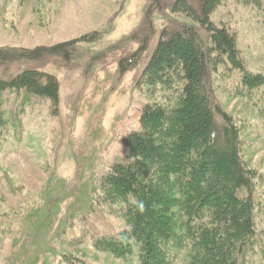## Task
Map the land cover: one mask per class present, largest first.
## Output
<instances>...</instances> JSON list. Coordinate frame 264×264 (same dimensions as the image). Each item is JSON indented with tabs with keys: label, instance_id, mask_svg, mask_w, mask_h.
I'll use <instances>...</instances> for the list:
<instances>
[{
	"label": "rangeland",
	"instance_id": "obj_1",
	"mask_svg": "<svg viewBox=\"0 0 264 264\" xmlns=\"http://www.w3.org/2000/svg\"><path fill=\"white\" fill-rule=\"evenodd\" d=\"M175 1L0 0V49L51 47L99 32L73 52L0 66L3 78L6 70L54 74L60 98L54 112L49 98L0 91V264H138L137 244L126 258L94 246L129 230L125 203L108 199L101 180L113 164L133 161L125 138L141 129L145 105L174 106L180 97V85L143 81L163 31L195 24L172 11ZM210 17L235 35L245 70L264 74V0H222ZM215 57L214 106L238 127L242 159L256 175V234L242 263L264 264V93L244 86L226 55ZM172 264H190L187 249H175Z\"/></svg>",
	"mask_w": 264,
	"mask_h": 264
},
{
	"label": "trees",
	"instance_id": "obj_2",
	"mask_svg": "<svg viewBox=\"0 0 264 264\" xmlns=\"http://www.w3.org/2000/svg\"><path fill=\"white\" fill-rule=\"evenodd\" d=\"M194 1L198 11L189 0L174 2L172 11L195 24L180 23L163 31L143 72V81L150 85H180L177 103L145 105L141 129L125 138L133 161L113 164L101 180L108 199L125 203L129 230L100 237L94 246L126 258L137 244L138 264H172L175 249L181 248L190 254V264H244L256 234V175L242 159L238 127L228 113L214 106L209 83L212 53L219 60L226 55L232 67L241 70V82L250 90L262 87L264 93V74L245 70L235 35L211 20L222 0ZM198 27L208 33L209 47ZM98 35L94 32L51 47L1 48L0 66L8 67L19 58L35 61L68 53L75 43ZM182 38L185 42L179 44ZM131 61H121L122 72ZM7 71L6 78L0 76V91L25 89L49 98L58 111L59 81L54 74L38 69L15 75Z\"/></svg>",
	"mask_w": 264,
	"mask_h": 264
},
{
	"label": "clouds",
	"instance_id": "obj_3",
	"mask_svg": "<svg viewBox=\"0 0 264 264\" xmlns=\"http://www.w3.org/2000/svg\"><path fill=\"white\" fill-rule=\"evenodd\" d=\"M139 207L141 208V210L143 209V204H140Z\"/></svg>",
	"mask_w": 264,
	"mask_h": 264
}]
</instances>
